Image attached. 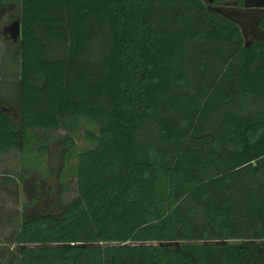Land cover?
Returning a JSON list of instances; mask_svg holds the SVG:
<instances>
[{
    "label": "trees",
    "instance_id": "1",
    "mask_svg": "<svg viewBox=\"0 0 264 264\" xmlns=\"http://www.w3.org/2000/svg\"><path fill=\"white\" fill-rule=\"evenodd\" d=\"M6 1L21 72L0 158L38 162L34 130L81 119L95 142L78 197L22 219L18 264H264V39L205 0Z\"/></svg>",
    "mask_w": 264,
    "mask_h": 264
},
{
    "label": "rangeland",
    "instance_id": "2",
    "mask_svg": "<svg viewBox=\"0 0 264 264\" xmlns=\"http://www.w3.org/2000/svg\"><path fill=\"white\" fill-rule=\"evenodd\" d=\"M205 1L212 8L235 3L226 1L213 5L211 0ZM19 46L20 43L13 47L18 49ZM14 54L13 58L7 49L0 50V94H11L16 101L21 64ZM0 106L4 103L0 102ZM92 128L85 119H81L76 134L62 128H37L34 130L37 144L32 149L34 155L38 152L41 155L38 162H33L32 152L25 157L21 149L0 158V264H18L19 245L15 237L22 219L47 212L59 214L78 197L76 153L94 146L93 139L87 136ZM67 138L73 139V146L64 143Z\"/></svg>",
    "mask_w": 264,
    "mask_h": 264
},
{
    "label": "flooded vegetation",
    "instance_id": "3",
    "mask_svg": "<svg viewBox=\"0 0 264 264\" xmlns=\"http://www.w3.org/2000/svg\"><path fill=\"white\" fill-rule=\"evenodd\" d=\"M261 1L251 0L250 7L239 6L237 3L224 6L226 17L235 21L242 28V32L247 43L264 39V28L261 26V20L264 18V8L257 7Z\"/></svg>",
    "mask_w": 264,
    "mask_h": 264
},
{
    "label": "crops",
    "instance_id": "4",
    "mask_svg": "<svg viewBox=\"0 0 264 264\" xmlns=\"http://www.w3.org/2000/svg\"><path fill=\"white\" fill-rule=\"evenodd\" d=\"M8 3L4 0V4L0 3V50H8L11 52L12 57H15L14 53H17V48H14L16 44L21 42V21L17 14H20L21 7L17 4ZM19 9V11H18ZM15 13V20L12 19V14ZM17 57V54H16ZM0 74V79H1ZM3 99V100H2ZM13 98L11 94L1 95L0 102H3L5 105L2 106V109H7V102H12Z\"/></svg>",
    "mask_w": 264,
    "mask_h": 264
},
{
    "label": "water",
    "instance_id": "5",
    "mask_svg": "<svg viewBox=\"0 0 264 264\" xmlns=\"http://www.w3.org/2000/svg\"><path fill=\"white\" fill-rule=\"evenodd\" d=\"M251 0H245V6L246 7H250V2ZM261 2L258 4V5H256L257 7H260V8H264V0H260ZM214 11L215 12H218V13H220V14H225V9H224V7H222V6H216V7H214Z\"/></svg>",
    "mask_w": 264,
    "mask_h": 264
}]
</instances>
